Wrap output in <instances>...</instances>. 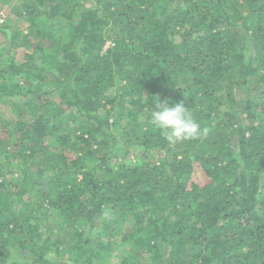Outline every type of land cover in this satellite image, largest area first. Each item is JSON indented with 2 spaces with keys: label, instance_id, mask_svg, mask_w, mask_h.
Segmentation results:
<instances>
[{
  "label": "trees",
  "instance_id": "obj_1",
  "mask_svg": "<svg viewBox=\"0 0 264 264\" xmlns=\"http://www.w3.org/2000/svg\"><path fill=\"white\" fill-rule=\"evenodd\" d=\"M18 2L0 264H264V0ZM156 97L207 134L169 142Z\"/></svg>",
  "mask_w": 264,
  "mask_h": 264
},
{
  "label": "clouds",
  "instance_id": "obj_2",
  "mask_svg": "<svg viewBox=\"0 0 264 264\" xmlns=\"http://www.w3.org/2000/svg\"><path fill=\"white\" fill-rule=\"evenodd\" d=\"M151 123L161 130L165 138L175 143L177 141L197 139L207 134L208 129L202 128L195 121L182 102L170 105L167 100L160 101L157 97L153 100Z\"/></svg>",
  "mask_w": 264,
  "mask_h": 264
},
{
  "label": "rangeland",
  "instance_id": "obj_3",
  "mask_svg": "<svg viewBox=\"0 0 264 264\" xmlns=\"http://www.w3.org/2000/svg\"><path fill=\"white\" fill-rule=\"evenodd\" d=\"M19 4L18 0H10V1H7L3 4V8H2V11L3 13L5 12L6 16H5V19H3L2 21H0V24L3 23L4 24H7L9 23L8 19H13L14 18V15L12 14L13 10L15 7H17ZM3 13H0V14H3ZM18 24H20L22 30L25 32L26 28H25V23L23 21L21 22H18ZM5 37L4 33L3 32H0V39H3ZM110 43V42H109ZM11 169V167H7V169H5L6 171V174L7 172ZM13 199H15V197H12ZM19 208V206L16 207V210ZM18 211V210H17ZM48 229L51 230V233L52 234H55V235H62V231H63V228H64V224L61 223V219L58 218V217H52L50 221H48ZM47 230V229H46Z\"/></svg>",
  "mask_w": 264,
  "mask_h": 264
},
{
  "label": "built area",
  "instance_id": "obj_4",
  "mask_svg": "<svg viewBox=\"0 0 264 264\" xmlns=\"http://www.w3.org/2000/svg\"><path fill=\"white\" fill-rule=\"evenodd\" d=\"M3 19H4V15H3V14H0V21H2ZM109 44H110V43L107 42L106 45H105V47H107Z\"/></svg>",
  "mask_w": 264,
  "mask_h": 264
}]
</instances>
